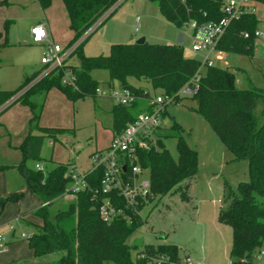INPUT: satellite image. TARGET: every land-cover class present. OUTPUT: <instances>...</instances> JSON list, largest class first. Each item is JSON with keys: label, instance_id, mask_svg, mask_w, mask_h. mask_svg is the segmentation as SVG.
Returning <instances> with one entry per match:
<instances>
[{"label": "trees", "instance_id": "obj_1", "mask_svg": "<svg viewBox=\"0 0 264 264\" xmlns=\"http://www.w3.org/2000/svg\"><path fill=\"white\" fill-rule=\"evenodd\" d=\"M51 1L36 0L43 11L51 5ZM61 1L68 19V28L72 32L68 47L81 38L119 0ZM154 1H157L160 14L177 28L192 19L218 21L222 18L221 0ZM0 4H6V0H1ZM114 10L115 8L95 29ZM9 23V20L5 21V28ZM257 25V20L251 14H244L238 20L231 21L219 40L217 49L226 54L253 57V31ZM243 31L250 33V36H241ZM2 35L0 32V39ZM88 37L89 35L71 53L78 52L79 65L68 66L76 77L77 90L63 86L62 72L55 69L0 111L3 112L17 102L27 106L30 111L28 131L18 147L21 161L16 166L1 165L0 172L13 169L22 180L24 188L41 201L30 212L41 221L40 225L25 223L27 226L32 225L33 231L27 244L35 261L9 264H148L150 260L160 256L168 257L169 261L180 258L178 247L174 244H129L128 238L143 225L138 218H133L131 223L119 219L109 224L100 219L97 204L91 200V196L92 191L99 186L101 170L90 172L86 176L89 187L74 193L72 199L64 204L59 201L66 197L71 164L54 163L53 168L46 172L28 168L25 164L27 159L43 161L40 152L44 139L55 140L56 133L62 131L38 125L45 95L52 88H57L70 99L96 97L97 83L91 76L94 70L107 71L108 87L117 84L135 97L130 104L112 106V135L123 131L139 114L150 112L153 108L151 101L159 95L171 97V103L190 97L196 103L195 111L204 116L231 153V161L246 163L245 181H239L234 187L224 184L217 221L231 229L229 261L232 264H249L256 255L263 252L261 247L264 242V87L251 85L239 88L234 72L215 65H201L199 60L185 56L179 44L145 41L140 44L115 43L110 46L108 55L86 57L78 50ZM6 43V40L0 43V47ZM200 66H205L206 70L204 75L199 76L195 92L178 95L185 85L193 83ZM42 69L43 67L39 70ZM37 73L35 71L25 76L14 90L0 89V106L30 84ZM131 79L138 85L131 84ZM141 83L148 84L153 93ZM187 135L189 134L174 122L168 128L155 132V145L137 152V162L147 171L150 190L156 199L176 192L184 199L188 197V183L198 172V153L187 143ZM166 138L176 140L177 160L165 148ZM22 197V192L0 196V203H18Z\"/></svg>", "mask_w": 264, "mask_h": 264}, {"label": "rangeland", "instance_id": "obj_2", "mask_svg": "<svg viewBox=\"0 0 264 264\" xmlns=\"http://www.w3.org/2000/svg\"><path fill=\"white\" fill-rule=\"evenodd\" d=\"M9 1L0 4V32L3 34L0 43L7 41L0 47L2 90L16 89L25 76L40 68V58L46 49L43 44L33 43L28 38L27 17L30 10L10 7ZM6 20L10 23L5 28ZM185 31L160 14L157 1L120 0L110 17L89 34L78 51L86 57L105 56L109 54L112 44H130L143 38L147 43L178 42L185 56L200 61L203 54L191 51ZM181 34L183 41L179 42ZM70 37L68 29L61 25L50 39L65 50ZM258 56L260 58L251 59L245 55L228 53L225 57L228 65L219 61H214V65L234 72L237 86L241 89L251 85L264 87V53ZM65 63L68 66H78V52L70 55ZM205 70V66H200L199 76L204 75ZM37 72L36 77L44 74L39 69ZM91 76L96 81L97 88L108 90L107 71L94 70ZM130 83L138 85L134 79ZM140 85L153 93L148 84ZM114 87L119 88L117 84ZM114 104L108 97L84 96L70 99L60 89L52 88L43 99L38 125L62 131L56 133L55 140L44 139L40 152L43 161L27 159L26 166L32 169L41 166V170L46 172L53 168L54 162H61L72 164L80 173L88 171L91 166L90 154L102 150L108 144L112 127L111 109ZM195 108L196 103L190 97H183L177 103H168L162 115L163 128H168L174 122L178 124L189 134L186 138L189 146L198 153V172L190 180L187 193L191 200L189 195L184 199L178 192L157 198L142 212L144 223L128 238V243L138 246L174 244L178 247L179 255H188L200 264H228L231 229L217 221L219 201L222 199L225 183L234 187L239 181L246 180V163L231 161V153ZM16 138L18 136H8L0 130L1 146L6 147L7 142ZM24 138L25 136L18 147ZM164 145L171 157L177 160L176 140L166 138ZM9 152L12 151L6 150V153ZM144 177H147V171L144 172ZM69 200L63 197L59 202L66 204ZM16 229L17 233L22 230L30 234L33 231L31 227L25 226H17ZM261 250L264 253V242ZM256 257L257 255L249 264H264V256L261 260Z\"/></svg>", "mask_w": 264, "mask_h": 264}, {"label": "built area", "instance_id": "obj_3", "mask_svg": "<svg viewBox=\"0 0 264 264\" xmlns=\"http://www.w3.org/2000/svg\"><path fill=\"white\" fill-rule=\"evenodd\" d=\"M120 0L106 11L98 20L79 38L74 44L62 50L60 46L54 44L50 39L46 24L40 23L31 28V40L33 43L43 44L46 49L40 58L44 74L36 77L23 90L18 92L11 100L0 106L2 111L9 103L19 97L27 88L37 80L52 70L59 69L62 72L61 84L77 90L76 77L66 65L67 58L75 50L77 45L84 40L115 8ZM220 10L222 18L218 21H198L195 19L184 22L180 29H184L185 34L190 39L192 52H202L201 65L212 66L214 61H225L226 53L217 49L219 40L224 35L227 26L233 20H238L244 14H251L258 22L253 31L254 55L256 54V44L261 43L264 48V0H221ZM244 38H248L250 33L243 31L240 33ZM199 78L197 73L193 83L185 85L178 95H190L196 90V82ZM96 97H108L115 104L127 105L134 100V96L126 88L108 87V90L95 89ZM172 102V98L159 95L151 101L153 108L150 112L139 114L132 122L128 123L123 131L112 135L108 145L102 150L90 154V169L84 173L76 170L71 164L69 169L70 184L66 189L65 196L72 199L73 194L83 191L89 187L86 176L96 170H101L99 186L92 191L91 200L97 204V211L100 219L109 224L115 220H125L131 223L133 218H138L144 223L142 212L148 205L156 200L150 190L149 178L144 177L146 170L142 169L137 162V152L147 150L155 145V132L163 129L162 112L164 107ZM37 169L41 170V166ZM9 230L13 231V225H9ZM31 233H20L17 239L30 238ZM8 243L0 234V250H4ZM263 252L257 255V260H261ZM200 264L192 260L189 256L180 257L177 261H169L168 257L160 256L150 260L148 264ZM228 264L232 262L228 261Z\"/></svg>", "mask_w": 264, "mask_h": 264}, {"label": "crops", "instance_id": "obj_4", "mask_svg": "<svg viewBox=\"0 0 264 264\" xmlns=\"http://www.w3.org/2000/svg\"><path fill=\"white\" fill-rule=\"evenodd\" d=\"M9 2L10 7H18L23 8L24 10H30V14L27 17V23L29 26L28 38L30 40L31 28L40 23L46 24V28L50 36L53 32L56 31V28L58 26L64 25L71 34L70 39L72 38V32L68 28V19L66 16L63 2L61 0H52L51 5L44 11L40 9L36 0H10ZM185 37L189 39L187 34H185ZM178 41H183V34L178 37ZM177 44L179 43L177 42ZM260 53H264V48L263 45L259 42L256 44V54L251 57V59L259 57L258 55ZM41 67L42 66H40V68ZM30 117L31 114L28 107L19 102L12 104L0 113L1 133H6L8 136H18V139L16 138L14 141L10 140L9 142H7L6 147L0 145V166H16L21 161V155L19 154L17 147L19 145V142H21L23 136H26L27 134ZM111 136L112 132L110 138ZM2 150L5 151L3 152ZM6 150H11L12 152L6 153ZM188 184L189 186L187 191L189 193L191 181H189ZM20 192L23 193V197L18 203L8 202L3 205L2 209L0 207V234H2L6 239H8V243L4 250H0V264H9L10 262L21 261H35V259L33 258L32 251L28 248L27 240L17 239V236L20 233L25 232L20 230V232L17 233L16 227H31L25 225L26 222H32L35 225H40L41 221L37 217L30 214V212L36 209L41 204V201L35 195L30 194L24 188L22 180L19 178V176L13 169L0 172V196L6 197L9 196L11 193ZM189 198L191 200L190 195ZM9 225H13V231L9 230ZM184 256L188 255H179V257Z\"/></svg>", "mask_w": 264, "mask_h": 264}, {"label": "water", "instance_id": "obj_5", "mask_svg": "<svg viewBox=\"0 0 264 264\" xmlns=\"http://www.w3.org/2000/svg\"><path fill=\"white\" fill-rule=\"evenodd\" d=\"M143 42H144V39L141 38V39H139L136 43L140 44V43H143ZM0 207H1V208L3 207V204H2V203H0Z\"/></svg>", "mask_w": 264, "mask_h": 264}]
</instances>
